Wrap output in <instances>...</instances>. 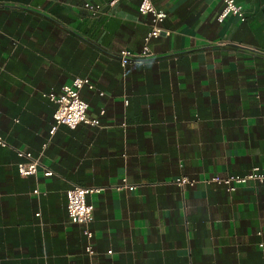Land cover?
Instances as JSON below:
<instances>
[{
	"label": "crops",
	"instance_id": "crops-1",
	"mask_svg": "<svg viewBox=\"0 0 264 264\" xmlns=\"http://www.w3.org/2000/svg\"><path fill=\"white\" fill-rule=\"evenodd\" d=\"M234 1L243 19L219 21L223 0H151L168 33L122 66L151 27L140 0H0V264H264V184L203 182L264 171V0ZM74 77L98 124L51 131L44 94ZM73 184L103 187L86 225L66 212Z\"/></svg>",
	"mask_w": 264,
	"mask_h": 264
},
{
	"label": "built area",
	"instance_id": "built-area-1",
	"mask_svg": "<svg viewBox=\"0 0 264 264\" xmlns=\"http://www.w3.org/2000/svg\"><path fill=\"white\" fill-rule=\"evenodd\" d=\"M223 7L218 16V20L221 21L226 15L233 14L243 19V11L240 4L235 3L234 0H223ZM83 8L91 15L95 16L101 12V6L99 4H93L90 2H84ZM138 10L142 14L151 15V27L147 35L144 37V44L140 52H131L127 49H123L118 53V59L122 66L130 62H142L145 58H150L152 52H150L147 41L150 37H156L161 33L167 34V31L161 30L157 25L165 17V12L161 9H157L151 2V0H140ZM223 43V42H219ZM87 85L91 87L87 77H74L70 82L63 84L58 92H48L44 95L55 104L53 118L55 125L52 127L53 131L56 125L63 124L69 128L76 127L79 123L84 122L90 125H97L98 119L87 116L88 104L84 101L79 94L80 89ZM0 144L5 142L0 139ZM17 155L21 158L16 164L17 171L21 176H28L37 172L39 161L34 158L30 152L24 150H17ZM52 172L45 170L44 175L48 176ZM177 186L183 187L185 184L192 185L195 180L185 175H180L174 179ZM203 182L215 183L224 186L227 191H234L238 186L246 184L248 182H258L264 184V171L258 166H252L247 172L243 174H214L209 178H204ZM127 187L129 189L134 188L132 184H128L123 179L122 184L116 185V189ZM103 187H86L73 184L66 190V212L71 222L88 224L93 219V205L86 199L88 194L97 193L102 190ZM34 194H39L38 188L32 191ZM84 234L87 237L91 236V232L88 229H84ZM259 243V246H262ZM85 251L88 254H92V246L87 243ZM110 252V251H108Z\"/></svg>",
	"mask_w": 264,
	"mask_h": 264
}]
</instances>
